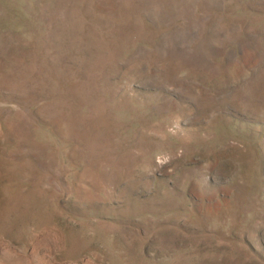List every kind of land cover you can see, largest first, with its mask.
<instances>
[{"label": "rangeland", "instance_id": "374dc122", "mask_svg": "<svg viewBox=\"0 0 264 264\" xmlns=\"http://www.w3.org/2000/svg\"><path fill=\"white\" fill-rule=\"evenodd\" d=\"M4 263L264 264V0H0Z\"/></svg>", "mask_w": 264, "mask_h": 264}, {"label": "bare ground", "instance_id": "6f19581e", "mask_svg": "<svg viewBox=\"0 0 264 264\" xmlns=\"http://www.w3.org/2000/svg\"><path fill=\"white\" fill-rule=\"evenodd\" d=\"M2 252H3V251H2ZM2 257H3V258H7L8 256H7V255H3ZM7 259H8V258H7ZM7 263H8V262H7ZM4 264H5V263H4Z\"/></svg>", "mask_w": 264, "mask_h": 264}]
</instances>
